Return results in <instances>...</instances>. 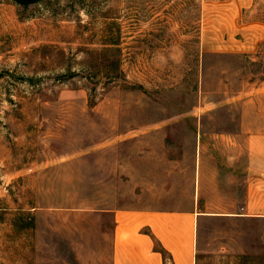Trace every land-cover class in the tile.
<instances>
[{
  "label": "rangeland",
  "instance_id": "obj_1",
  "mask_svg": "<svg viewBox=\"0 0 264 264\" xmlns=\"http://www.w3.org/2000/svg\"><path fill=\"white\" fill-rule=\"evenodd\" d=\"M263 79L264 0H0V264H112L116 209L194 205L197 264H264L238 134Z\"/></svg>",
  "mask_w": 264,
  "mask_h": 264
},
{
  "label": "crops",
  "instance_id": "obj_2",
  "mask_svg": "<svg viewBox=\"0 0 264 264\" xmlns=\"http://www.w3.org/2000/svg\"><path fill=\"white\" fill-rule=\"evenodd\" d=\"M252 2L227 0L228 5L240 9ZM235 10L226 12L227 29L234 28L236 22L241 26V14L238 15V9L233 13ZM249 23L254 22L243 25ZM257 90L258 93L244 100L246 105L238 130L246 154V176L240 193L242 214L264 217V79ZM195 192L194 189V196ZM213 213L198 210L196 205L185 209H116L112 264H197L198 219ZM161 249L167 252L166 258Z\"/></svg>",
  "mask_w": 264,
  "mask_h": 264
},
{
  "label": "trees",
  "instance_id": "obj_3",
  "mask_svg": "<svg viewBox=\"0 0 264 264\" xmlns=\"http://www.w3.org/2000/svg\"><path fill=\"white\" fill-rule=\"evenodd\" d=\"M37 1V0H35ZM115 45H113L112 47H109L108 49H106L105 52H108V54H110L112 60H111V64H112V69L111 72H117V73H121V66H122V54H121V49L118 46L117 42H114ZM161 252L163 253V255L165 256V258L167 257V252L165 251V249H161Z\"/></svg>",
  "mask_w": 264,
  "mask_h": 264
}]
</instances>
